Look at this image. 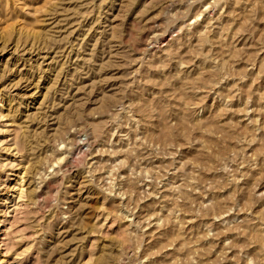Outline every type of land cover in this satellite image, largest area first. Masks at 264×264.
<instances>
[{"label": "rangeland", "instance_id": "rangeland-1", "mask_svg": "<svg viewBox=\"0 0 264 264\" xmlns=\"http://www.w3.org/2000/svg\"><path fill=\"white\" fill-rule=\"evenodd\" d=\"M0 264H264V0H0Z\"/></svg>", "mask_w": 264, "mask_h": 264}, {"label": "bare ground", "instance_id": "bare-ground-1", "mask_svg": "<svg viewBox=\"0 0 264 264\" xmlns=\"http://www.w3.org/2000/svg\"><path fill=\"white\" fill-rule=\"evenodd\" d=\"M38 48V47H37ZM31 50H32V48H31ZM36 51V50H35Z\"/></svg>", "mask_w": 264, "mask_h": 264}]
</instances>
